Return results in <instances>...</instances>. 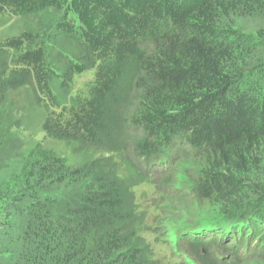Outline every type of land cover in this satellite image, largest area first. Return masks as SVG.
Returning <instances> with one entry per match:
<instances>
[{"label":"trees","instance_id":"trees-1","mask_svg":"<svg viewBox=\"0 0 264 264\" xmlns=\"http://www.w3.org/2000/svg\"><path fill=\"white\" fill-rule=\"evenodd\" d=\"M51 9L64 13L57 29L100 65L89 96L50 113L44 133L109 153L134 146L147 166L171 149L168 172L177 155L186 156L192 202L222 217L211 236L250 226L248 242L262 245L264 264V28L252 38L229 26L235 16L264 12V0H0V14ZM33 43L25 34L1 45L22 51L8 84L19 88L32 75L52 101L53 71L45 49ZM10 189L9 218L1 223L7 230L14 216L24 222L13 264H163L138 234L130 182L109 160L76 167L35 149L20 174L0 186V206ZM188 232L196 236L185 234L178 250L195 257L189 262L238 264L210 256L207 230Z\"/></svg>","mask_w":264,"mask_h":264},{"label":"rangeland","instance_id":"rangeland-1","mask_svg":"<svg viewBox=\"0 0 264 264\" xmlns=\"http://www.w3.org/2000/svg\"><path fill=\"white\" fill-rule=\"evenodd\" d=\"M63 14L52 9L28 16L0 14V186L20 174L25 157L35 149L49 151L58 158H66L76 167L98 159L109 160L110 165H117L118 176L130 182L141 217L138 234L151 246L152 258L163 264H191L188 261L195 257L178 250L179 244L184 242L183 236L192 228L219 223L222 217L215 212L198 210L199 205L192 202L194 199L190 193V182L193 180L184 165L186 156L177 155L174 166L173 163L170 165V171L166 168L165 173H160L156 168L152 169L150 165L142 162L134 146L109 153L83 148L80 141L76 140H56L44 133L43 125L50 113L78 107L89 96L100 65L82 43L57 29ZM229 26L254 38L264 28V12L254 16H235ZM25 34L32 35V48L42 47L46 51V65L53 71L54 76L51 84L52 101L44 97L32 75L27 77L23 86L9 87L8 81L15 77L14 72L17 70L14 62L22 51L2 49L1 45ZM161 153L163 154L158 156L163 159L159 162L167 159L171 161V149ZM170 176L175 178L174 186H163ZM4 194L0 206V235L6 241L0 244V264H13L19 256L18 238L23 233L24 222L14 216L10 219L11 225L7 230L2 225L1 222H6L9 218L10 210L4 205L5 200L9 201L12 197L11 189L5 190ZM226 228H229L228 232L231 230L228 226L224 227L225 230ZM245 231L251 233L253 228L245 226L231 232V235L229 232L230 236L223 240L225 243L222 245L214 239H204L209 244L207 249L210 256L218 259V253H221L229 262L233 258L238 264H261L257 255L262 245L258 247L257 242L249 243V252L235 251L232 247L241 234L245 240L249 239V233L245 234ZM7 240L11 241L8 243ZM182 248L190 250L187 243Z\"/></svg>","mask_w":264,"mask_h":264},{"label":"clouds","instance_id":"clouds-1","mask_svg":"<svg viewBox=\"0 0 264 264\" xmlns=\"http://www.w3.org/2000/svg\"><path fill=\"white\" fill-rule=\"evenodd\" d=\"M166 162H167V160H165V161H161V162H157L156 164H154V165H150V167H152V169H157V171H159L160 173H165L166 172ZM246 226V225H245ZM245 226H237V229L239 228V229H243V227H245ZM250 227V226H249ZM202 229H205V230H207V232H205V234H204V236H202L203 238H205V239H207V238H211V239H217V241H223L225 238H228V236H230L231 235V232H230V235H229V232H228V234L227 233H225V231H224V227H223V229H222V235L221 236H219V237H213V236H211V231L212 230H214V228H213V226H209V227H203ZM237 231V230H236ZM235 232V231H234ZM245 234L246 233H249L248 231L247 232H244ZM186 234H189V236H196V234H194V232H187ZM192 234H194V235H192ZM236 234H239V231L238 232H236ZM242 237H243V235H242ZM244 241H245V243H244ZM225 243V242H224ZM244 244V248H242V245ZM233 249L235 250V251H243V252H249L250 251V246H249V242H248V240H245V238L243 237V240H241V238H238L237 239V241L233 244ZM218 256H219V258L218 259H222L223 258V254H221V253H218ZM192 260V259H191ZM188 263H189V261H188ZM191 264H194V261H193V263H191Z\"/></svg>","mask_w":264,"mask_h":264}]
</instances>
